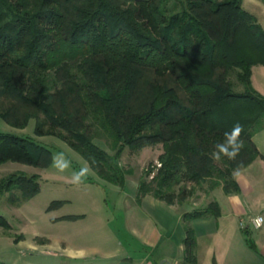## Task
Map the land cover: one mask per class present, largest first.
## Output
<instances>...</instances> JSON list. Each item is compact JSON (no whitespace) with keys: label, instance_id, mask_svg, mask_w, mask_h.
Returning <instances> with one entry per match:
<instances>
[{"label":"trees","instance_id":"trees-1","mask_svg":"<svg viewBox=\"0 0 264 264\" xmlns=\"http://www.w3.org/2000/svg\"><path fill=\"white\" fill-rule=\"evenodd\" d=\"M177 1L178 12L170 0H0V118L15 128L34 120V135L57 137L120 187L133 173L120 163L124 149L160 144L159 166L137 183L138 203L235 191L234 172L259 156L252 136L264 126V96L252 87L251 65H264V30L242 0ZM239 29L247 35L236 47ZM237 124L244 146L229 159L220 146L231 150ZM9 161L45 168L52 151L0 132V164ZM39 191L38 174L0 179L11 204ZM218 214L216 202L182 214L185 264L196 262L189 222ZM0 227H10L1 214Z\"/></svg>","mask_w":264,"mask_h":264},{"label":"rangeland","instance_id":"rangeland-1","mask_svg":"<svg viewBox=\"0 0 264 264\" xmlns=\"http://www.w3.org/2000/svg\"><path fill=\"white\" fill-rule=\"evenodd\" d=\"M168 6L178 12L181 3L170 0ZM242 6L256 17L257 23L264 30V2L242 0ZM246 35L244 29H239L233 38V45L241 46ZM251 71L252 87L264 96V65L254 63ZM229 79L236 90L242 89L243 86L234 73H231ZM33 129L34 120H30L24 128H15L0 118V132L29 136L52 151V161L45 168L11 161L0 164V179L9 173L21 171L26 175L38 174L40 182V191L36 195L25 200L19 199L15 204L9 202V192L0 195V214L10 225L8 229L0 227V264H68L54 260V253H51L53 247L47 245L49 241L53 244L74 241L84 244L85 248L97 243L99 251L103 252H114L116 248L120 250V246L117 247L116 244L119 245L122 241L134 247L131 229L124 221L128 211L124 208L117 189L124 191V195L136 196L139 178L148 172L146 179H149L159 166L157 158L162 151L161 145L144 147L139 151L124 149L120 163L124 168L131 167L133 173L125 177L124 186L120 187L99 179L82 156L60 139L54 136H36ZM96 143L111 152L103 140L97 139ZM54 157L67 165L64 171L53 166ZM82 169L86 170V176L78 183L73 182V175ZM13 193L19 194L18 191ZM206 195L204 191L195 189L184 204L187 207L202 208L210 203ZM135 205L138 206L136 203ZM83 212L89 215L84 219L77 215L76 219L71 218L72 214ZM138 213L133 218L137 217L136 221L140 224L144 221L143 213ZM58 253L61 258L62 252ZM102 255L101 252L87 254L89 259L94 260Z\"/></svg>","mask_w":264,"mask_h":264},{"label":"crops","instance_id":"crops-1","mask_svg":"<svg viewBox=\"0 0 264 264\" xmlns=\"http://www.w3.org/2000/svg\"><path fill=\"white\" fill-rule=\"evenodd\" d=\"M252 140L259 156L234 172L237 189L225 192L222 187H217L204 191L210 202L217 203L219 214L189 222L196 238L195 264H264V126L253 134ZM117 190L128 211L124 221L131 229L134 247L118 241L120 244H115L120 250L103 252L99 251L97 243L85 248L84 244L74 241H62L61 244L49 241L47 245L53 247L54 260L68 264H159L163 259L170 264H185L183 239L186 223L182 214L198 207H187L184 203L167 204L150 195L142 197L138 203L135 196ZM138 212L143 213L144 221L140 224L137 217L133 218ZM72 215L84 219L89 214ZM256 216L262 217L259 227L250 222V218ZM59 251L62 252L61 258ZM89 252L103 255L96 260L89 259Z\"/></svg>","mask_w":264,"mask_h":264},{"label":"clouds","instance_id":"clouds-1","mask_svg":"<svg viewBox=\"0 0 264 264\" xmlns=\"http://www.w3.org/2000/svg\"><path fill=\"white\" fill-rule=\"evenodd\" d=\"M242 132V126L239 124L234 125L232 132L228 134V143L231 146V150L229 151L228 149L221 147V151L223 152L224 155L228 156L229 159H234L236 155H238L239 151L243 148L244 144L243 141L240 139V133ZM62 155V154H61ZM213 158L216 160L220 159V154L219 153H214ZM53 166L58 167L60 171H64L65 168L67 167L66 164L60 163L59 160L54 157L53 158ZM86 176V170H81L79 173H75L72 177L73 182H80L84 177ZM255 223L257 227L260 226L261 223V218L257 217L255 219Z\"/></svg>","mask_w":264,"mask_h":264},{"label":"built area","instance_id":"built-area-1","mask_svg":"<svg viewBox=\"0 0 264 264\" xmlns=\"http://www.w3.org/2000/svg\"><path fill=\"white\" fill-rule=\"evenodd\" d=\"M257 217L261 218V223H262V217H261V216H256V217H254V218H250V222L253 224L254 227H257V225H256V223H255V219H256ZM261 223H260V225H261Z\"/></svg>","mask_w":264,"mask_h":264},{"label":"water","instance_id":"water-1","mask_svg":"<svg viewBox=\"0 0 264 264\" xmlns=\"http://www.w3.org/2000/svg\"><path fill=\"white\" fill-rule=\"evenodd\" d=\"M159 264H170V263L162 259V260L159 262Z\"/></svg>","mask_w":264,"mask_h":264}]
</instances>
